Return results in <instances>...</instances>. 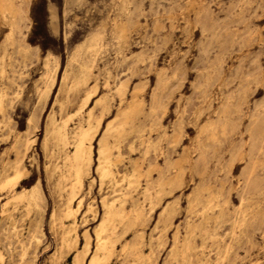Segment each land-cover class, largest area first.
Listing matches in <instances>:
<instances>
[{
    "label": "rangeland",
    "instance_id": "rangeland-1",
    "mask_svg": "<svg viewBox=\"0 0 264 264\" xmlns=\"http://www.w3.org/2000/svg\"><path fill=\"white\" fill-rule=\"evenodd\" d=\"M13 3L21 12V28L13 32L12 45H5L11 23L0 13V56L5 46L8 49L5 48L7 58L4 59L6 74L0 77L3 103L7 104H3L4 114L0 112V183L12 177L14 172L10 165L17 151L24 148L25 173L11 190L0 187V264H76L75 254L83 249L86 240L87 259L94 252L95 229L103 212L102 200L119 196V189H123L125 183L122 176L128 173L134 160L143 174L138 175L139 186L132 196L148 214L144 212L143 226L117 228L114 255L107 264H131L135 253L149 256L155 264H166L176 228L179 238L184 235L183 225L192 192L200 190L201 199L208 195L201 186L220 194L230 217L236 214L242 186L245 185L244 191L249 195L258 187L264 188V170L260 168L252 173L248 183L243 182L250 152L264 161V148L262 152L250 151L257 130L251 121L258 117L260 127L264 122V0H13ZM200 8L208 9L210 16L196 19ZM203 27L209 30L203 32ZM120 28L127 35L125 42L116 37ZM214 33L221 45L213 39ZM97 34L101 39L100 47L88 49L91 38ZM17 45L24 47V54L18 51ZM78 46L81 50H76ZM204 48L205 54H202ZM72 54H81L79 62L72 60ZM219 54L222 59L214 71L212 65ZM47 64L55 72L51 87L45 92ZM82 64H91L92 74L89 72L86 82L74 87L75 73ZM119 81L126 82L122 101L117 93ZM136 86L140 90L135 98L143 104L140 114L143 139L145 144L149 143V149L143 160L140 156L145 146H141L137 138L129 135L120 143V161L113 166L120 182L115 193L109 185L99 183L95 170L97 139L105 126L122 114ZM153 91L156 92L154 103L151 102ZM87 93L90 95L84 105ZM100 97L106 99L102 104L96 103ZM229 102H232L226 113L229 122L226 131L221 133L216 124L222 117L219 111ZM233 104L236 110L230 112ZM103 105L107 109H103ZM89 109L93 114L90 123L98 121L91 162L78 198L70 204L73 213L68 216L65 196L71 180L62 178L55 165L62 167L64 156L71 154L74 129L78 125L87 126ZM180 117L184 122L179 121ZM53 122L59 125L67 122L69 140L66 145H60L50 136ZM214 123L218 138L207 139L202 129ZM130 140H135V147L138 145L134 152L128 151ZM109 142H113L111 138ZM197 143L207 146L210 152L201 173L181 161L185 150L195 156ZM115 150L113 148V152ZM166 162L177 163L179 167L167 172ZM164 172L169 177L180 173L178 183L149 209V201L140 191L147 182L155 184L159 174ZM58 182H62L60 187ZM31 190L39 195L38 205L32 206L34 209H27L24 200L13 201L14 194ZM79 198L82 199L78 205ZM258 202L263 216H248L245 232L237 239H230L228 222L218 228L220 253L226 243L229 246L226 259L218 258L215 243L208 241V249L204 250L209 259L204 264H264V196L258 198ZM166 205H172L173 209L162 219L161 212ZM197 205L195 212L202 207ZM130 206L127 202L126 209ZM74 237L76 242L68 247L65 240ZM195 241L201 242L198 237ZM202 256L204 254L198 251L190 257L189 264H199Z\"/></svg>",
    "mask_w": 264,
    "mask_h": 264
},
{
    "label": "bare ground",
    "instance_id": "bare-ground-1",
    "mask_svg": "<svg viewBox=\"0 0 264 264\" xmlns=\"http://www.w3.org/2000/svg\"><path fill=\"white\" fill-rule=\"evenodd\" d=\"M15 4L13 3V0H0V13H1V16L4 19L9 20L10 23H11V25H10L11 26V30H10L9 34L7 35V37H6V43H5V45H12L13 44V41H14L13 40V37H14L13 36V32L14 31H17V30H19V28H21L20 27L21 12H20L19 7L17 5H15ZM195 15H196V19L200 20L203 17L207 18L208 16H210V11L208 9H206V8H200V9H198L196 11V14ZM127 22H126V24H127ZM207 23H209V22H207ZM208 30L209 29H207L206 27H203L202 28V31L203 32L204 31H208ZM98 33H99V31H98ZM102 33H104V32H102ZM101 37H103V35ZM116 37L120 41H124V42L127 41V39H126L127 35L124 32V30L121 29V28H120V30H119V32H118V34H117ZM212 37H213L214 40H216L221 45L222 42L219 40V37L215 33L213 34ZM128 38H129V36H128ZM19 39H20L19 41L22 40L21 38H19ZM99 41H101L100 35L99 34L94 35L91 38V41H90L89 46L87 48L90 49V50L98 49L100 47ZM16 42L18 43V41H16ZM5 48H6V46L4 47V50H3V52H2V54L0 56V77L3 76L4 73H5V69H4V67H5L4 66V59L6 57ZM17 48H18V51L21 52V53H23L25 51L24 47L21 46V45H17ZM117 49H118V47H117ZM76 50H81V49H79V46H78V49H76ZM82 52H84V51H82ZM98 52H99V50H98ZM204 52H205V48H204V51H203L202 54H205ZM80 55L78 54V55H74L73 56V54H72L73 57L72 56H70V57H72V60L77 61L78 58H79L78 56H80ZM95 56H94V58H96ZM130 56H132V55H130ZM94 58H92V59H94ZM117 59L119 60V58H117ZM202 59H204V58H202ZM221 59L222 58H221V56L219 54L217 56L214 64L212 65V68H213L214 71H216V66H218V64L221 61ZM79 60H80V58H79ZM86 61H83V62H86ZM77 62H79V61H77ZM91 63H92V61H91ZM7 64H9V63H7ZM69 66L71 67V64ZM90 66H91V64H82L80 66L78 65V68H79L78 69V73H75L74 72L75 74H77L75 76L74 80H73V86L74 87L80 86V85H82V83H85L86 82V80L88 79L89 74L91 73L90 72L91 71L90 70ZM70 67H69V71H70ZM50 68L51 67H49L48 64H47V68H46V70L44 72V76L46 78L45 92H48L49 91V89L51 87V84L53 82V74H54L55 71L53 72V69L51 70ZM174 71L176 72L177 69L174 70ZM67 75H69V72H68ZM117 84H116L117 85V93H118V95L120 97L119 98L120 101H122L123 95L125 93L126 82L124 83L123 81H119V82H117ZM105 85H108V83L105 84ZM1 89H0V112L3 113L4 112V105L5 104L3 103V97L2 96H4V95H3V92L1 91ZM138 89H139V86L138 87L137 86L136 87H133V89L131 90V93H132L131 100L128 102V104L125 107V109L122 112V114L119 115V116H117L114 121H111L110 123H108L105 126L102 135L97 139V150H96V161H97V163H96V166H95V170H96L97 175H98V180H99V183L100 184H107V185H109L111 187V190L113 192H115L117 190V186H120L119 180L116 179V176L117 175L115 176V174H114L115 171L113 170V166H115L116 163L120 161V156H121V152L119 151L120 143L123 140H126V138L129 135H132V138H137L138 139L137 141H139V143L141 144V146L142 145L145 146L143 148V150L140 149L141 152H142V155L140 154L141 155L140 157H142L143 160L147 156L148 149H149V143H146L145 144V140L143 139V136H145L143 134L144 133V128H143L142 122L140 121V114L142 113L143 104H142L141 101H137L136 100L137 98H135V94H136V92H138ZM195 90H196V88H195ZM18 91H16V92H18ZM73 91H75V90H73ZM171 94H173V93L171 92ZM89 95L90 94H88L87 96L84 97L85 100L83 98L84 105L87 102V100L89 99ZM42 96H44L43 93H42ZM69 98H68V100H69ZM107 98H109V97H107ZM65 101H66V99H65ZM104 101H106V99L104 100L103 98L100 97V99H98L96 101V103L102 104ZM155 101H156V92L153 91L152 94H151V102L154 103ZM179 101H180V99H179ZM231 103L232 102H229L227 104H224L222 106V109L219 111V114L220 115L222 114V117L220 118L221 120L218 123H216V124L220 127L221 133H224L226 131V126H227V123L229 122V118H230V117L228 118L226 116V113H228L229 105ZM103 107H102L103 109H107V107L105 105H103ZM77 110H79V109H77ZM235 110H236V105L233 104V108H232V110H230V112L235 111ZM92 115H93L92 114V110L89 109L88 112H87V122H88L87 126L86 127H83V126L78 125L76 127V129H74L75 131H74L73 140H72L73 141L72 142L73 149H72L71 154H67V155L64 156L63 164L61 163L62 164L61 165L62 167H60L58 165H55V169L60 171L59 173H61V177L62 178H66L67 177V178H70V180H71V182H69L70 180L69 181L66 180V181H68L70 183L69 184L70 186L68 187V190H67V195L65 196L66 197V203H67V208H66L65 214L68 215V216L69 215L71 216V214L73 213V208H72V206H70V204H71V202L75 198H78L77 197V193H78V190L80 189V187L82 185L83 176L85 174H87L88 169H89V166H90V162H91L92 143H93V138H94L95 132L97 130V124H98V121L95 124H91L90 123V118H92ZM236 115L237 114L234 115L235 118H236ZM83 116H84V114H83ZM77 117H78V114H77ZM4 118L5 117H3V119ZM183 119H184V117H183ZM181 120H182V117H180L179 121L181 122ZM66 123L64 122L61 125L54 123L53 126H52V128L49 130L50 136L53 139H55V141L57 143H59L60 145L61 144H65L66 141H67V139H68V133L69 132L67 130L68 127H66ZM172 123H174V122H172ZM251 123H252V126L255 129H257V130L255 131V135H256V139L255 140L256 141H255V143L252 144L250 151H253L255 149V151H257V152H260V151L262 152V150L264 148V122H263V126L260 127L259 122H258V117H254L252 119ZM216 124L214 123L213 125H209V126L205 127L204 129H202V132L205 133V137L207 139L216 140L218 138V136H217V133L218 132L216 133ZM171 126L173 127V125H171ZM9 127H10V125H9ZM202 136H204V134ZM109 138L112 139V141H113L112 143H110L111 141L109 142ZM162 138L164 139V137H162ZM174 139L176 140V138H174ZM134 141L132 140L131 142H129V146H128L129 147V150L128 151H133L134 152L135 148L136 147L138 148V145L135 147L136 142L134 143ZM208 141H210V140H208ZM16 144H17V142H16ZM167 145H169V144H167ZM113 148L116 149L115 152H113ZM25 149L26 148H24V150ZM240 149H242V148H240ZM166 150H167V148H166ZM23 151H20V149L17 151L16 157L14 158V160L12 161V163L10 165V167L13 169L14 174L12 175V177L4 178L1 181V183H0V187H7L8 189L11 190L21 180L22 175L25 173V166L22 164V157H23V153H24ZM240 151H242V150H240ZM133 152H131V153H133ZM194 152H195V156H191L190 155V152H188V150L183 151L181 161L186 162V164H188L190 166V168L194 172L201 173L206 168V161H207L208 154H210V152H208L207 146H205L203 144H198V143H197V146L195 145ZM255 155L253 156V153L250 152V154L248 156V167L246 169L245 176H244V179H243L244 180L243 181L244 184L248 183V178L252 175V173L254 171H256L259 168L262 169V170H264V161L259 160L258 157H256ZM134 161L135 162H131V167H130V170L128 171V173L125 172L126 174H124L122 176V181H125V183H124L123 189H121V188L119 189L120 190L119 196L116 197V198H113L112 200H107V199L102 200V209H103V212H102L101 219H100V221H99V223L97 225V228L95 229L96 243H95V246H94V249H93L94 252L86 259V256H87L86 254L88 252V241L86 240L85 241V244L83 246V249H81L80 252H77L75 254L74 260H75V263L76 264H83L84 261H86V264H107L108 263V260L112 256V254L114 255V252H113V250H114L113 243H114V241L116 239H118V237L116 235L117 234V228H118V230H119V227H125L127 229V228L134 227L136 225H142L144 223L143 220L145 219V213L147 211L145 212V210H143L142 208H140L137 205V203H136L137 201L132 196V194H133L132 192L133 191H136L138 189V186H139V183H138V175L139 174L140 175L143 174L139 170V165H138L139 163L137 164L136 163V160H134ZM165 167H166L165 170L167 172H169L170 169L172 170V168H174V167H179V164H177V163L176 164H173L171 162H169V163L166 162V166ZM179 174L177 173L173 177H169V176H167L168 173L165 174V172H164V173L159 174V178H158L157 182H155V184L154 183L153 184H149L148 182L145 184V186L141 189L140 194L142 195V197L144 199H147L149 201V209H151V208H153V206H155V204L159 201L160 197H162L161 195H163L166 192H169L171 190V187L175 186L178 183V179L177 178H178ZM62 178H61L60 181H62ZM58 179H59V176H58ZM145 179H147V178H145ZM252 180H253V177H252ZM55 183L57 184L56 181H55ZM203 183H205V182H203ZM60 184H62V182L61 183L58 182V186L59 187H60ZM66 185H68V184H66ZM58 186L56 185V187H58ZM244 186H242V189H241V191L239 193V204H238V208L236 209V212H235L236 214H235L234 217H230L229 215H227L226 212H228V211L225 212V210H226V208H225L226 207L225 206V201H224V199H222V201L220 200V194L218 192L209 191L207 187L201 186V189H205L208 192V195H207V197L205 199H201L200 198V190L197 189L194 192H192L193 195H192V197L189 200L190 201V207H189L187 219H186V221H185V223L183 225L184 235L183 236L181 235L182 238H179L178 228H176V232H175V235H174L173 240H172L173 241L172 248L168 251V256H167L168 259L165 258V261L164 260L163 261L166 262V264H173V263H176V264H189L190 257L192 255H196L198 251H201L202 254H204V257L202 256L203 259L199 260L198 262H199V264H204L209 259V258H207L208 256L207 257L205 256L207 253L205 254V250H204L208 246V244H207L208 241H211L212 243H215V245L217 247V251H218V256L217 257L220 258V259H222V260L223 259H226V257L228 256L227 253L229 251V246H227V243H226V247L224 248L223 253H220V247L218 245V241H219V238H220V237H218V228L228 222L231 225V230L229 231L230 239L231 240H235V239H237V237H239L240 234H242V233L245 232V228H246L245 225L247 223L248 216H251V215H253V216L256 215V216H259V217H262L263 216L262 209L260 208V205H259V202H258V198L264 196V190H263L264 188L261 189L260 187H258L256 189L257 191L255 193H252L251 195H249V194H246L245 193L244 189L246 187H244ZM59 190H60V188H59ZM37 196H39V195L36 192V190L35 191L34 190H31L29 192H25V191L18 192V193H16V194L13 195V201H15V200H21L22 201V200H24L25 203H26L25 206L27 207V209H30V207H32L34 205H38L36 203ZM222 198H224V197H222ZM81 199L82 198H79L78 199V201H77L78 205L81 202ZM127 202H129L130 205H131L129 210L126 209V203ZM17 204L18 203H16V205ZM23 204H24V202H23ZM197 204H201L202 207H201V209H198L197 212H195L196 210H194V207ZM141 207H143V206H141ZM89 208L90 207H88V209ZM172 209H173L172 205H166L165 207H163L162 212H161L162 219L166 218L170 214V212L172 211ZM146 214H148V213H146ZM159 220H160V216H159ZM196 237H198L200 239V241H201L200 244L199 243H196V241H195V238ZM75 242H76V238L75 237L72 238V239L65 240V243H66V245L68 247H70L71 245H73ZM234 242L235 241H233V243ZM220 244H221V242H220ZM67 246H65V247H67ZM125 249H126V247H125ZM206 249H208V248H206ZM132 250H134V251L137 252V249L135 247H132ZM207 252H208V250H207ZM133 254H134V252H133ZM0 255H1V253H0ZM131 264H155V263H154V261H152L150 259L149 256H144V255H142L140 253H135V260Z\"/></svg>",
    "mask_w": 264,
    "mask_h": 264
}]
</instances>
